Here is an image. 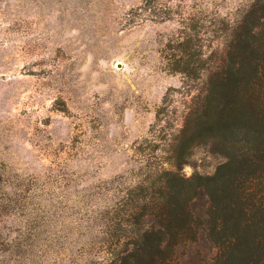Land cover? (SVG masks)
<instances>
[{"label": "rangeland", "instance_id": "obj_1", "mask_svg": "<svg viewBox=\"0 0 264 264\" xmlns=\"http://www.w3.org/2000/svg\"><path fill=\"white\" fill-rule=\"evenodd\" d=\"M254 1L0 0V264H110L135 186L214 173L209 142L172 147Z\"/></svg>", "mask_w": 264, "mask_h": 264}, {"label": "trees", "instance_id": "obj_2", "mask_svg": "<svg viewBox=\"0 0 264 264\" xmlns=\"http://www.w3.org/2000/svg\"><path fill=\"white\" fill-rule=\"evenodd\" d=\"M228 36L178 130L171 162L179 169L194 142H209L226 159L211 175L163 169L154 182L135 186L138 199L128 214H134L137 236L118 241L122 247L110 264H178L180 257L202 252L212 255L210 264H260L264 0H255Z\"/></svg>", "mask_w": 264, "mask_h": 264}]
</instances>
